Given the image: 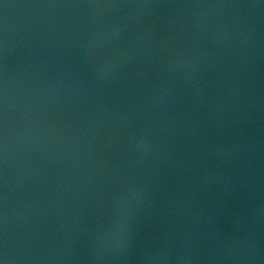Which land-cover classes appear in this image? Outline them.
<instances>
[{"label":"water","instance_id":"95a60500","mask_svg":"<svg viewBox=\"0 0 264 264\" xmlns=\"http://www.w3.org/2000/svg\"><path fill=\"white\" fill-rule=\"evenodd\" d=\"M0 264H264V0H0Z\"/></svg>","mask_w":264,"mask_h":264}]
</instances>
